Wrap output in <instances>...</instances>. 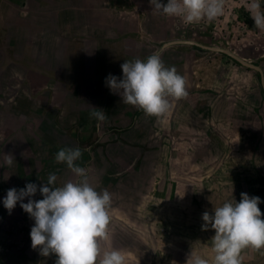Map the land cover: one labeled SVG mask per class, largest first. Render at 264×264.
I'll use <instances>...</instances> for the list:
<instances>
[{
  "label": "rangeland",
  "instance_id": "374dc122",
  "mask_svg": "<svg viewBox=\"0 0 264 264\" xmlns=\"http://www.w3.org/2000/svg\"><path fill=\"white\" fill-rule=\"evenodd\" d=\"M245 4L225 0L215 21L186 24L150 0H0V264H55V254L31 247L34 220L19 203L9 214L3 199L50 173L58 186L75 180L55 155L77 147L96 190L113 194L104 250L124 251L126 264H187L190 253L212 264L215 230H202L203 213L241 193L264 201L259 74L223 53L165 47L159 55L187 79L189 95L170 98L162 118L123 103L105 79L122 78L125 60L146 59L170 39L221 45L264 70V32L244 21ZM93 107L107 116L99 127ZM243 255V264H264V249Z\"/></svg>",
  "mask_w": 264,
  "mask_h": 264
},
{
  "label": "clouds",
  "instance_id": "9594fccd",
  "mask_svg": "<svg viewBox=\"0 0 264 264\" xmlns=\"http://www.w3.org/2000/svg\"><path fill=\"white\" fill-rule=\"evenodd\" d=\"M155 12L169 17H180L186 24L213 22L224 14L225 0H150ZM246 9L255 26L264 32V5L261 0H246ZM123 76L109 74L105 85L125 104L142 110L147 116L162 118L171 108L170 98L184 99L189 95L187 79L175 66L167 67L158 53L146 59L125 60L121 64ZM91 117L98 123L107 120L105 111L93 107ZM83 150L62 148L56 155L57 163H65L76 177L57 185L58 177L50 173L41 186L27 183L24 188H11L3 199L8 213L19 203L34 225L30 238L33 250L49 257L55 254V264H126L127 254L118 249L104 250L102 242L110 239V208L113 194L107 189L97 191L90 181L89 169L79 166ZM5 164L11 166L14 157L6 155ZM42 199L35 200L37 192ZM28 198L27 203H24ZM264 201L258 196L241 193L235 199L214 207V215L205 211L202 230L209 225L215 230L212 237V264H243L244 250L264 249V219L258 207ZM187 264H209V260L190 253Z\"/></svg>",
  "mask_w": 264,
  "mask_h": 264
},
{
  "label": "water",
  "instance_id": "95a60500",
  "mask_svg": "<svg viewBox=\"0 0 264 264\" xmlns=\"http://www.w3.org/2000/svg\"><path fill=\"white\" fill-rule=\"evenodd\" d=\"M174 44H189L191 46L198 47L202 49L203 51L223 53L224 55L229 56L230 58L234 59L235 61H237L244 67L255 70L259 74L260 85H261V88L264 94V70L261 65L255 62L248 61L246 58L241 57L239 54H237L236 52L232 51L229 48L223 47L221 45L200 43L194 39H170V40L164 41L160 44L158 50L155 51V53L159 54V52L163 50L165 47H168Z\"/></svg>",
  "mask_w": 264,
  "mask_h": 264
},
{
  "label": "trees",
  "instance_id": "16d2710c",
  "mask_svg": "<svg viewBox=\"0 0 264 264\" xmlns=\"http://www.w3.org/2000/svg\"><path fill=\"white\" fill-rule=\"evenodd\" d=\"M242 15H243V17H244V21L245 22H248V23H250V21L252 20V18H251V16H250V13L248 12V10H246V9H244V11H242V13H241ZM225 56H227V55H225ZM229 57V56H228ZM232 60H234V59H232ZM235 61V60H234ZM235 62H237V61H235ZM238 63V62H237ZM257 63V62H256ZM258 64V63H257ZM94 130H98V128H96L95 127V129ZM84 135L83 134H80V135H78V140L80 141V142H84V141H87V140H85L84 138ZM97 138H98V136H97ZM85 144H87V145H90L91 143L90 142H84ZM95 145V144H94ZM96 146V145H95ZM199 149L201 150L202 149V147H199Z\"/></svg>",
  "mask_w": 264,
  "mask_h": 264
},
{
  "label": "crops",
  "instance_id": "0c3cea01",
  "mask_svg": "<svg viewBox=\"0 0 264 264\" xmlns=\"http://www.w3.org/2000/svg\"><path fill=\"white\" fill-rule=\"evenodd\" d=\"M264 1V0H263ZM14 171V170H13ZM14 174H16L17 173V171H16V173H15V171L13 172ZM42 174V172L41 173H39L38 172V175H35L34 177H40V175ZM42 180H44V179H42ZM12 185V187H17V186H15V184H11Z\"/></svg>",
  "mask_w": 264,
  "mask_h": 264
}]
</instances>
